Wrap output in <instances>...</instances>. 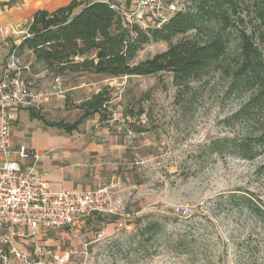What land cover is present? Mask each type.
<instances>
[{"label":"rangeland","instance_id":"374dc122","mask_svg":"<svg viewBox=\"0 0 264 264\" xmlns=\"http://www.w3.org/2000/svg\"><path fill=\"white\" fill-rule=\"evenodd\" d=\"M110 1L116 6L127 3ZM27 25L21 22L18 30L0 27L17 31L5 41L10 52ZM230 40L223 64L185 87L173 86L167 72L118 78L46 73L39 80L45 84L59 76L67 90L35 111L50 123H75L82 115L77 109L81 102L108 91L104 119L96 115L70 134L39 120L29 121L26 111L20 114L22 125L18 122L14 130L40 153L45 169L49 156L57 154L63 168L87 167L83 188L110 187L113 198L112 213L97 217L95 224L78 225L72 232L49 231L43 242L78 255L85 245L90 264H264L263 228L247 211L227 202L228 196L241 190L264 203L260 171L264 152L244 160L207 149L218 138L242 140L264 131V105L247 119L229 120L249 97L231 88V69L238 59L235 33ZM167 47L163 42L146 44L131 63L150 59ZM262 53L264 59V49ZM17 55L32 74L43 71L27 51L17 50ZM143 111L144 124L108 121L111 112L137 117ZM149 222H157L160 231L151 239L148 234L139 236L138 229ZM182 232L187 235L185 254L173 248ZM96 234L102 239L95 241Z\"/></svg>","mask_w":264,"mask_h":264},{"label":"trees","instance_id":"16d2710c","mask_svg":"<svg viewBox=\"0 0 264 264\" xmlns=\"http://www.w3.org/2000/svg\"><path fill=\"white\" fill-rule=\"evenodd\" d=\"M181 1L186 4L185 9L173 14L160 28L126 27L109 2L72 1L53 12L38 10L17 50L30 52L47 73L118 78L167 72L172 75L173 86L185 87L223 64L230 37L235 33L238 59L231 69V88L238 93L247 92L249 97L229 120L247 119L264 105V0ZM14 3L11 0L6 5ZM78 7L82 8L74 14ZM189 32L194 36L188 37ZM201 36L205 39L200 40ZM151 42H163L168 47L163 53L133 65L136 54ZM77 58L81 60L76 61ZM108 103V91H99L77 106L82 115L73 124L50 123L33 110L28 113L31 120L70 134L96 115L104 119ZM207 149L216 155L252 160L264 152V131L242 140L218 138L210 141ZM260 171L264 173V166ZM227 202L247 211L264 230V203L260 199L237 190L228 196ZM159 231L157 222H149L138 229V235L148 234L151 239ZM186 236L185 232L178 234L173 243V248L180 249L182 254L186 253L182 251Z\"/></svg>","mask_w":264,"mask_h":264},{"label":"built area","instance_id":"2783aa9c","mask_svg":"<svg viewBox=\"0 0 264 264\" xmlns=\"http://www.w3.org/2000/svg\"><path fill=\"white\" fill-rule=\"evenodd\" d=\"M183 6L181 0H128L127 5H112L126 27L155 28L164 25ZM0 34L7 39L17 31L0 29ZM64 95L59 76H53L48 87H38L29 66L17 55V46L11 50L0 76V264H90L85 245L78 255L71 249L51 246L42 237L49 231L72 232L87 222L93 225L97 216L112 213L110 187L53 190L44 175L35 171L36 152L12 148L17 113L37 110L42 103ZM108 121L122 126L144 124L146 112L137 117L111 112ZM28 158L32 165L25 167L21 160ZM101 239V234L94 237L95 241Z\"/></svg>","mask_w":264,"mask_h":264},{"label":"crops","instance_id":"0c3cea01","mask_svg":"<svg viewBox=\"0 0 264 264\" xmlns=\"http://www.w3.org/2000/svg\"><path fill=\"white\" fill-rule=\"evenodd\" d=\"M10 1L11 0H0V27H6V26L14 27L17 30H18V25L21 22H25V23L28 22V25H29L33 14L37 12L38 10H45L48 12H53L60 7L68 5L72 1H77V2L84 1L85 3H93V2L112 3L110 0H15V3L13 5L7 6L6 4H8ZM115 1L121 3V2H124L125 0H115ZM126 1L127 3L125 4L123 3L122 5H127L128 0ZM81 8L82 7H78L76 10H74V14H77L81 10ZM28 25L26 29L23 31L24 36L19 41H15L14 46H18L21 43V41L24 39V37L27 35ZM5 41H6V38H4L0 34V76H1L2 66L10 53V50L8 49L7 43ZM28 54L30 55L31 59L35 61L34 56L30 52H28ZM46 73L47 72L42 71L40 74H33V76L36 77V83L38 87L40 88H46L48 87L50 83V81H46L45 84H39L40 83L39 80L44 78V75ZM66 91L67 90L65 89V93ZM46 103H48V101L42 103L41 106ZM35 111L36 110H34V112ZM22 112L23 111H19L17 113L18 118L12 127V148L13 150H18L20 147H24L28 151L34 152L35 149L32 146H29L23 140L22 132H16L15 131L16 129L14 130V127L16 126L18 122H19L18 126L22 125L20 121V114ZM26 114H27V118L30 121L31 119L29 118L28 111H26ZM36 154L38 156V161L36 163L35 171L37 173H41L44 175V178L50 183L51 189L53 190L94 189L90 187H84V188L82 187V185H84V181H83L84 176L88 174L87 167L82 166L79 169H75L73 166H70L68 168H63L60 162L62 161L61 158H59L60 156L53 153L51 156H49V159H48V162L50 163L48 166V169H45L43 166V163L41 162L40 153L36 152ZM12 158L17 159L16 156H12ZM21 163L25 167H30L32 165V160L31 158L23 159L21 160ZM99 216H102V215H99Z\"/></svg>","mask_w":264,"mask_h":264}]
</instances>
